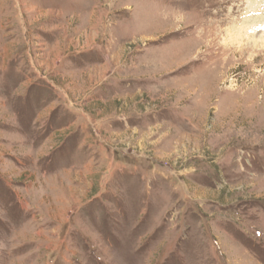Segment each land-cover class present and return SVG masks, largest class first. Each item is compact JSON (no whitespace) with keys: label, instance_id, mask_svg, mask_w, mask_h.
Segmentation results:
<instances>
[{"label":"rangeland","instance_id":"374dc122","mask_svg":"<svg viewBox=\"0 0 264 264\" xmlns=\"http://www.w3.org/2000/svg\"><path fill=\"white\" fill-rule=\"evenodd\" d=\"M0 264H264V0H0Z\"/></svg>","mask_w":264,"mask_h":264},{"label":"bare ground","instance_id":"6f19581e","mask_svg":"<svg viewBox=\"0 0 264 264\" xmlns=\"http://www.w3.org/2000/svg\"><path fill=\"white\" fill-rule=\"evenodd\" d=\"M248 35V34H247Z\"/></svg>","mask_w":264,"mask_h":264}]
</instances>
